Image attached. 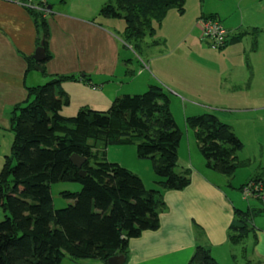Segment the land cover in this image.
<instances>
[{
    "label": "trees",
    "instance_id": "1",
    "mask_svg": "<svg viewBox=\"0 0 264 264\" xmlns=\"http://www.w3.org/2000/svg\"><path fill=\"white\" fill-rule=\"evenodd\" d=\"M184 3L109 0L99 13L123 18L124 41L140 48L137 43L155 30L152 20L160 22L170 8L183 13ZM38 4L47 9L43 1ZM29 11L38 28V45L43 40L48 58V25L43 10ZM241 35L230 33L224 47L239 41ZM63 79L73 76L61 75L28 87L25 101L12 110L14 139L0 169V206L4 213L0 220V264H62L65 255L72 260L106 262L116 253L125 254L130 238L158 227L159 209L164 206L162 192L189 184V178L175 170L182 132L160 85L116 97L106 111L83 107L75 115L65 116L61 110L69 99L56 89ZM186 124L194 128L208 168L230 177L236 168L246 165L236 154L242 142L229 124L211 113L188 117ZM97 142H101L102 152L95 150ZM133 142H137V156L151 160L157 176L153 188H146L137 174L104 155L108 145ZM72 154L85 157L80 168L70 160ZM81 169L85 171L83 176L79 174ZM257 179L254 176L249 181ZM59 181L77 182L81 187L78 191H62L61 195L71 201L55 208L50 185ZM235 215L238 223L229 229L233 243L253 229L252 213L237 209ZM189 264L219 263L207 247L198 245Z\"/></svg>",
    "mask_w": 264,
    "mask_h": 264
},
{
    "label": "crops",
    "instance_id": "2",
    "mask_svg": "<svg viewBox=\"0 0 264 264\" xmlns=\"http://www.w3.org/2000/svg\"><path fill=\"white\" fill-rule=\"evenodd\" d=\"M38 1H43L47 5V11L42 12V16L48 25L46 49L49 54L47 58L45 50V58L39 63L33 58L38 46V28L29 11V9L40 11ZM90 1H92L91 4ZM69 2L32 0L31 6H26L24 0H0V159L2 165L5 156L11 151L14 139L11 113L14 106L25 101L28 87L40 85L48 76H53L50 80L61 75L73 76V79L59 81L56 89L69 97L68 92L62 87L63 83L64 85L75 83L73 84L75 87L85 83L87 86H81L82 90L91 88L95 91L93 95L96 97V104L109 102L111 99L110 88L116 85L111 81L112 78H116L117 67L121 63V57L117 53L118 44L115 41L116 29L96 21L97 16L94 15L93 10L95 7L100 8L99 0H88L82 7L74 3L75 9H81L80 15L69 13L65 9ZM90 5L92 6L84 7ZM214 16L221 21L216 14ZM104 19L106 23L114 25L111 18ZM201 19L202 17L195 19L192 28L188 29L189 34L197 29L199 37L197 36L198 41L195 35L191 38L193 46L198 45L199 49L205 50L202 45L204 42L201 40ZM226 29L232 34L240 32L242 35L239 41L229 43L218 50L228 51L231 58H236V63L242 64L243 57L237 60L239 52L237 46L242 42V38L252 34L254 28L250 31L247 30L248 27L244 30L241 26L233 30ZM205 43L207 44L206 41ZM252 45L257 50L258 42L253 41ZM161 53L166 56L169 51ZM147 58L150 61L146 62L142 59V64L150 68L149 64L153 63V68L160 72L154 65L155 57L147 55ZM35 65H39L43 70H37ZM81 72H83L82 79L77 81L75 74ZM124 72L126 74L128 71L124 69ZM229 73L230 69H227L225 75ZM250 75L253 77L252 73ZM86 79L89 80L85 82ZM135 79H139L135 88L127 89L126 94H131L140 88L145 91L144 88L156 84L154 80L157 78L153 73L147 76L140 72ZM163 81L166 82V78H163ZM250 85L251 82L248 86ZM171 87L174 88V86ZM231 87L236 89L238 85ZM242 89H238L237 92ZM117 93L119 91H115L112 95L116 96ZM248 99L246 105L236 108L252 112L254 117L259 119L264 118V96ZM227 102L229 103L226 104V108H234L235 102ZM248 134H251L256 143H264V129L253 130ZM237 137L240 139L238 135ZM180 143L175 170L184 173L189 178V184L180 190L162 192L164 206L159 209L158 227L143 230L140 235L130 238L121 264H189V259L198 245L207 247L219 264H264V199L260 196L246 198L241 191L242 186L254 176H262L264 180V162L259 160L254 170L246 177L242 176L241 181L235 185L231 177L228 178L229 176L222 173L217 174L208 168L204 158L201 159L195 155V148L194 150L191 148L189 140L183 154L180 155ZM106 149L107 147L104 149L105 157ZM95 150L103 151L101 142L96 143ZM238 159L246 163L240 168L250 164L249 157L239 158L238 156ZM233 176L235 177L236 174L234 173ZM237 209L253 214L250 222L253 229L248 231L240 242L233 243L229 238V229L238 223L235 215ZM73 261L80 264H107V261L95 259Z\"/></svg>",
    "mask_w": 264,
    "mask_h": 264
},
{
    "label": "rangeland",
    "instance_id": "3",
    "mask_svg": "<svg viewBox=\"0 0 264 264\" xmlns=\"http://www.w3.org/2000/svg\"><path fill=\"white\" fill-rule=\"evenodd\" d=\"M53 1L55 3L59 2V0ZM66 1L70 2L65 6V9L69 13L80 15L81 9H75L74 3L82 7L88 0ZM107 1L109 0H99L101 6H99L100 8L95 7L93 10L95 12L93 13L97 16L96 21L111 25V27L116 29L114 31L116 35L115 41L118 44L117 53L121 57V63L118 64L115 74L116 78H112L111 81V83L116 84L110 88L111 93L109 95L111 94V99L109 102L96 104L97 100L95 95H93L95 91L91 88L89 90H82L81 86L84 87L87 84L80 83L75 87L73 85L75 83L69 85H64L63 83L62 87L68 92L70 99L68 97L69 103L62 107L61 113L65 116H73L83 107L106 111L111 106L115 97L128 93L127 89L129 88H135L134 86L139 80L135 78L138 77L140 72L147 76L153 73L157 78L154 80L156 82L154 85H160L168 95L170 112L182 132L180 155L183 154L189 140L191 148L193 150L195 148V155L203 159L195 141L194 128L186 124V118L188 117L203 113L214 114L220 122L229 124L233 132L240 137L243 146L236 154L239 158L249 157L250 164L244 168H236V172L234 171L236 176H233L234 173L230 176L233 184L237 185L241 181L240 178L242 176L246 177L254 170L259 160L264 162V143H256L251 134H248L253 130L264 129V118L259 119L258 117H254V113L252 112L236 108L243 106V104L246 105L245 103L248 102V98L250 97L259 98L264 96V0H185L183 13H179L175 8H170L166 11L160 22L152 20L155 30L151 35H146L142 41L137 43L140 48L136 47L132 42L124 41L123 30L125 21L123 18L105 17L99 13L102 5ZM91 3L92 1H90ZM215 14L228 29L233 30L241 26L244 30L248 27L249 29L247 30L250 31L254 28V33L248 32L250 35L242 38V42L237 46V51H239L237 60L243 57L242 64L236 63V58H231L228 51L221 52V50H218L219 48H224L225 43L217 47V50L211 49V40L209 41V39L204 38L202 34L201 37L203 39L201 40L204 42L202 45L205 47V50L199 49L198 45L193 46V39L191 38L195 35L198 41L199 37L197 29H194L192 34H189V29L192 28L194 20H198L202 16ZM104 18H111L114 25L106 23ZM153 40L157 42L153 43ZM205 41H207L210 47ZM253 41L258 42L257 50L252 45ZM164 51H169L168 55L170 56L166 55L168 56L166 57L163 55L161 52ZM147 55L155 57L153 59L154 65L160 72L153 68V63L149 64L150 68L142 64V59L146 60V62L150 61ZM102 68H104V65H102ZM124 69L128 71L126 74ZM227 69H230V73L226 76L225 71ZM82 73L75 74L77 81L82 79ZM251 73L253 77L250 75ZM52 78L53 76L46 77L40 85ZM161 78L162 80H159ZM163 78H166L167 81L164 82ZM88 80L86 79L85 82ZM250 82L251 85L248 86ZM235 84L238 85L236 89L231 87ZM170 86H174V88H170ZM240 88L243 89L237 92ZM144 89L146 90L147 88ZM115 91H119L116 96L112 95ZM143 91L140 88L131 92V94ZM227 101L235 102L234 108H226V104L229 103ZM136 143L108 145L106 159L118 162L129 168L142 178L146 188H153L155 187L153 181L157 179V176L152 169L151 160L142 159L137 156ZM1 165L0 159V168ZM217 174L220 173L217 172ZM250 182L253 181L246 182L244 186ZM254 184H257L260 190H263L264 180L262 176L258 175V179ZM244 186H242L241 191ZM80 187L79 183L72 181L52 183L50 191L54 207L62 208L71 201L61 195L62 191H78ZM260 190L258 191L259 193L261 192ZM3 216L4 213L0 206V220ZM75 262L77 261L71 260L67 255L62 259V264H80Z\"/></svg>",
    "mask_w": 264,
    "mask_h": 264
},
{
    "label": "built area",
    "instance_id": "4",
    "mask_svg": "<svg viewBox=\"0 0 264 264\" xmlns=\"http://www.w3.org/2000/svg\"><path fill=\"white\" fill-rule=\"evenodd\" d=\"M26 6H31L32 0H24ZM43 10V12L47 11V9H43L42 7L39 8ZM201 34L204 38L209 39L211 42L212 48H217L229 38L230 32L221 24V22L217 19H201ZM260 187L254 182L248 183V185L244 186L242 193L244 197L250 196H260L264 199V193H259Z\"/></svg>",
    "mask_w": 264,
    "mask_h": 264
},
{
    "label": "water",
    "instance_id": "5",
    "mask_svg": "<svg viewBox=\"0 0 264 264\" xmlns=\"http://www.w3.org/2000/svg\"><path fill=\"white\" fill-rule=\"evenodd\" d=\"M45 55L46 54H45V48L43 46V40H41L40 44L37 46L35 50L33 58L37 63H39L45 58ZM35 68L39 71L43 70L39 65H35ZM70 160L76 167L80 168L82 163L85 161V157L79 156L78 154H72L70 156ZM79 174L83 176L85 174V171L81 169L79 170ZM123 261H124L123 253H116L107 258V264H121Z\"/></svg>",
    "mask_w": 264,
    "mask_h": 264
}]
</instances>
